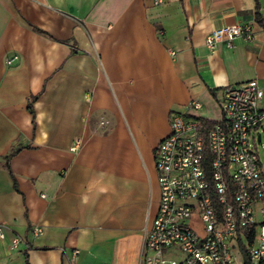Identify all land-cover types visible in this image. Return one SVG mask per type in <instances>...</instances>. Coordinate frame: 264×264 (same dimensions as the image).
<instances>
[{
	"label": "crops",
	"instance_id": "obj_1",
	"mask_svg": "<svg viewBox=\"0 0 264 264\" xmlns=\"http://www.w3.org/2000/svg\"><path fill=\"white\" fill-rule=\"evenodd\" d=\"M256 13L264 0H0V264H138L169 114L218 120L225 86H264ZM233 23L252 38L206 46Z\"/></svg>",
	"mask_w": 264,
	"mask_h": 264
},
{
	"label": "built area",
	"instance_id": "obj_2",
	"mask_svg": "<svg viewBox=\"0 0 264 264\" xmlns=\"http://www.w3.org/2000/svg\"><path fill=\"white\" fill-rule=\"evenodd\" d=\"M260 27L264 31V19ZM235 38L249 41L252 29L246 23L220 26L208 32L205 44L231 47ZM263 94L264 86L251 79L222 89L218 120L169 114L168 133L154 148L159 198L138 264H264V164L258 154ZM188 105L201 106L195 99ZM20 241L13 236L10 246Z\"/></svg>",
	"mask_w": 264,
	"mask_h": 264
},
{
	"label": "trees",
	"instance_id": "obj_3",
	"mask_svg": "<svg viewBox=\"0 0 264 264\" xmlns=\"http://www.w3.org/2000/svg\"><path fill=\"white\" fill-rule=\"evenodd\" d=\"M258 13H256V19H257V21H259V22H261V20L259 19V17H258V15H257ZM34 29L36 30V31H40V32H43V31H41L40 29H38V28H36V27H34ZM44 33V32H43ZM35 98V96H33L30 100H28V105H27V108H28V111L30 112V114H31V122H32V125L34 126V112H33V109H32V106H31V101L33 100ZM19 150V147H16V148H14L13 150H11V152L10 153H8L7 155H5L4 156V158H5V162H4V164H5V166L7 167V169L9 170V164H8V161H9V158L12 156V155H14L17 151ZM208 155L206 156V160H208ZM13 178V177H12ZM14 186H15V182H14Z\"/></svg>",
	"mask_w": 264,
	"mask_h": 264
},
{
	"label": "rangeland",
	"instance_id": "obj_4",
	"mask_svg": "<svg viewBox=\"0 0 264 264\" xmlns=\"http://www.w3.org/2000/svg\"><path fill=\"white\" fill-rule=\"evenodd\" d=\"M258 154H259V158L261 160V162L264 164V141L262 142V145L259 146L258 148ZM254 211H255V219L256 220H260V218L262 217L259 211V206L257 204H255L254 206ZM262 221V219H261ZM259 232V229L257 228V233Z\"/></svg>",
	"mask_w": 264,
	"mask_h": 264
},
{
	"label": "water",
	"instance_id": "obj_5",
	"mask_svg": "<svg viewBox=\"0 0 264 264\" xmlns=\"http://www.w3.org/2000/svg\"><path fill=\"white\" fill-rule=\"evenodd\" d=\"M258 138H259V136H258Z\"/></svg>",
	"mask_w": 264,
	"mask_h": 264
}]
</instances>
